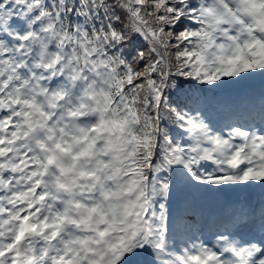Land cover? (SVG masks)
Here are the masks:
<instances>
[{"label":"snow or ice","instance_id":"6c2138e0","mask_svg":"<svg viewBox=\"0 0 264 264\" xmlns=\"http://www.w3.org/2000/svg\"><path fill=\"white\" fill-rule=\"evenodd\" d=\"M0 264H264V0H0Z\"/></svg>","mask_w":264,"mask_h":264},{"label":"rangeland","instance_id":"374dc122","mask_svg":"<svg viewBox=\"0 0 264 264\" xmlns=\"http://www.w3.org/2000/svg\"><path fill=\"white\" fill-rule=\"evenodd\" d=\"M219 198H222L225 200L226 196L225 195H217V194H207L206 196L203 197L205 202L209 204H216L215 202H218Z\"/></svg>","mask_w":264,"mask_h":264},{"label":"bare ground","instance_id":"6f19581e","mask_svg":"<svg viewBox=\"0 0 264 264\" xmlns=\"http://www.w3.org/2000/svg\"><path fill=\"white\" fill-rule=\"evenodd\" d=\"M237 195H242V194H236V193L227 194L226 198H235ZM223 201L224 200L222 198H219L218 202H215V203H220V202H223Z\"/></svg>","mask_w":264,"mask_h":264}]
</instances>
